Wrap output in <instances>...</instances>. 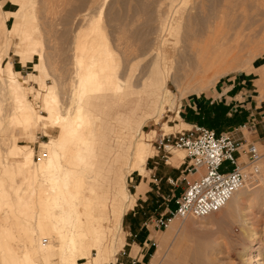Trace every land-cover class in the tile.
<instances>
[{"label": "bare ground", "instance_id": "bare-ground-1", "mask_svg": "<svg viewBox=\"0 0 264 264\" xmlns=\"http://www.w3.org/2000/svg\"><path fill=\"white\" fill-rule=\"evenodd\" d=\"M171 2L175 3L174 0ZM11 3L17 8L16 13L9 8ZM198 5L193 6L192 9L202 8L200 11L205 9L204 2ZM187 12L182 13L174 27L169 23L164 30L180 35L183 49L178 50L176 59L184 63L194 60L193 58L198 61L197 63L195 60L192 61L193 65L198 63L200 65L197 67L194 65L196 68L194 67L193 70L191 66L188 68L185 64L182 69L187 72L191 68L195 73L194 76L201 79V86L196 84V87L191 88L194 91L197 88L198 92H201L208 90L215 80L211 78L207 80L211 76H208L209 72L212 73L213 78H219L233 70L232 65L236 55L232 51H227L228 49L219 42L218 24L214 16L204 13L206 16L203 20H199L197 14L192 15L190 10ZM14 15L20 16L22 21L13 19L12 26L9 28L6 26V20ZM0 17V32L15 34L19 38L20 43L14 48L13 54L19 56L21 61L32 59L35 55L39 56V62L34 65V68L41 72L44 78L48 77L50 74L45 63V55L40 49L43 40L37 35L35 0H0ZM99 21H101L100 16L95 21L90 20L88 37L83 36L85 32L76 35L72 51L73 69H71L76 75L70 84L72 87L74 82L73 88L68 87L71 89V94L70 96L69 93L67 94L70 99L67 97L69 103L66 102L65 107H62L64 99L60 98L59 88L57 86L49 88L39 77V88L44 92L45 113L39 112L27 97L26 86L20 82V74L14 68L13 62L11 59L5 60V57L9 55L8 48L4 47L5 52L2 50L4 53H0V76L5 74L1 78L4 87L0 84L5 88L4 91L0 90V264H108L115 258L119 246L124 241L122 220L128 208H132L135 203V197L128 190L127 185L139 180L140 176L146 173V163L153 153V146L150 139L146 140L147 136L143 127L132 130L117 123L114 125L127 134L124 137H122L123 134L115 137L119 147L116 150L117 154L111 159L113 149L102 139V127L107 120L92 111L88 103L92 95L101 93H113L120 101L131 97H152V94H155L152 98L154 110L145 116L143 126L150 119L160 121L167 109L170 110L174 104L171 90L167 87L172 71L170 66L160 67L161 55L158 51V55L152 62L155 68L152 70L153 75H142L144 77L140 79L139 85L134 84V81L131 83L127 73L129 66L124 72L125 62L122 64L120 58H123L118 57L119 54H116L114 45L109 44V37L102 31ZM0 37L3 39V35ZM159 38H161L160 43L165 41L163 35ZM1 43L3 45L4 42ZM252 47L250 45V48ZM187 63L191 65V62ZM180 71L177 70V73L180 74ZM185 82L188 83V81ZM194 82L191 84L195 85L196 82ZM181 85L183 86L182 83ZM136 87H140L142 91L139 89L136 91ZM179 92H181L180 98L187 94V91ZM5 94L10 96L12 101L7 120L3 117ZM181 114V110L176 109V118H180ZM39 124L45 127H57L58 132L56 135L49 134L48 140L41 141L36 152L32 145L36 140L33 129ZM182 124L188 126L183 122ZM7 126L12 128L11 134L15 141L20 138L16 130L22 128V131L26 132L24 144L17 145L16 153L19 159L14 161H10L2 150L3 143L7 139L4 136ZM172 127L164 123L166 132ZM129 138L132 141L129 142ZM35 154L38 156L37 160ZM110 161L117 164L122 175L121 183L104 194V201L108 199L113 201L111 214L107 215L102 213L103 205L97 201L98 191L88 180L93 177L97 165ZM125 169H127L126 173ZM12 174L20 178H11ZM242 191H244L243 188L235 192L230 200L217 211L232 210L234 204L238 209L242 201L240 199ZM227 214L230 219L239 222L240 227L237 229H240V234L247 235L252 226L234 213L230 214L228 211ZM260 244L259 236L246 241L239 252V258L241 260L252 258L256 264H264V258L259 253ZM163 256H165V249L159 247L152 258V264L157 263Z\"/></svg>", "mask_w": 264, "mask_h": 264}, {"label": "rangeland", "instance_id": "rangeland-1", "mask_svg": "<svg viewBox=\"0 0 264 264\" xmlns=\"http://www.w3.org/2000/svg\"><path fill=\"white\" fill-rule=\"evenodd\" d=\"M169 1L35 0L38 22L37 35L43 40L40 49L44 52L45 63L48 66L49 73H51L48 77H43L45 80L42 77L32 76L25 80L26 83L21 79L20 82L26 86L27 97L39 112L45 113L44 92L39 88L40 80L46 82L49 88L55 86L59 88L60 98L64 99L62 107H65L70 99L67 94L69 93L70 96L74 82L71 85L72 87H70V84L74 81L72 79L76 75L71 70L73 69L72 51L76 35L85 32L86 34L83 33V36L88 37L90 20L95 21L98 16L101 17L99 22H101L102 31L109 37V44L114 45L113 48L116 54H119L118 57L123 58H120L122 64L125 62L123 64L124 72L129 66L127 73L131 83L134 81V84L139 85L140 79L144 77L142 75H153L152 70H155V68L152 62L159 51V55L162 57L159 58L160 67H171L172 75L167 81V87L171 90L174 104L170 110L167 109L160 121L150 119L144 123L143 130L147 136L146 140L150 139L153 153L147 160L146 173L140 176L141 179L132 181L127 185L128 190L135 197V203L132 208H128L122 220V235L125 238V243L119 246L115 258L108 264H152V258L159 247L165 249V256L161 257L155 264H256L252 258L241 260L239 252L246 241L259 236L261 239L259 253L264 258V178L260 185L243 188L244 191L240 193V199L243 203L240 201V206L237 204L238 209L234 204L233 208L231 207L232 210L222 209V211L214 212L207 217L189 218L181 221L177 217L174 218L171 211H175L177 200L186 188L187 183L197 179L200 172L195 173L189 166L186 150L177 147L165 148L164 144H167L166 137L168 135L173 137L174 134L193 126L188 124L190 123L189 111L192 110L188 104L194 106L193 103H197L198 107L200 103L205 101L206 104L202 106L208 105L206 107L213 109L214 113L207 112L202 123L203 126L212 127L217 133L230 132L247 139H260L262 144H259V147L264 152V131L262 130V124L264 123V0H174V4L173 1ZM202 1L205 5H203L204 8L209 9L208 11L205 9H203L205 12L200 11L202 8L192 9L198 3L199 5L203 4ZM11 4H9V8L16 13L17 8ZM189 10L192 15L197 14L199 20H203L207 13L214 16L218 24L219 42L228 49L227 51H232L236 55L233 62L235 66L232 65L233 70L219 78H213L212 73L209 72L208 76H211L207 80H215L208 90L201 92H198L197 88L196 91L191 89L196 87V84L201 86V79L194 76V71L192 72L193 68L199 65L198 63L194 66L192 61L195 60L196 63L198 61L193 58L194 60L187 61L191 62V65H188L190 63H184L176 59V55L179 53L178 50L183 49L180 35L164 30L165 27L169 26V23L174 27L182 13L186 14ZM18 17L20 16H11L10 19L6 20V26L11 28L13 19L22 21L21 17ZM160 33L165 38V41L161 43ZM0 34V36L3 35V39L0 37V42H4L3 45L0 44V47L2 46L0 53L8 48L7 53L9 55L5 57V60L11 59L16 64L20 63V57L13 54L14 48L18 45L19 38L17 35L8 32L6 34L0 32ZM145 42L146 45L150 43L147 45L148 48ZM250 45L251 47L254 45L253 49L250 48ZM149 49L151 50L149 51ZM139 54L140 56H138ZM172 55H174L173 58ZM172 63L173 65H171ZM184 64L188 68L191 66L192 70L190 68L189 71L185 72L182 69ZM179 65H182L181 68ZM177 70L178 72L181 70L180 74L177 73ZM32 71L33 68L30 63L27 65L22 64L19 71L20 77ZM36 74L40 75V72H36ZM1 76L0 84H3L4 87L1 78L5 74ZM187 78L190 79L187 80ZM189 80H191L190 83ZM193 82L195 85L191 84ZM185 83L187 84L185 85ZM3 87L0 90L4 91L5 88ZM68 87L71 89H68ZM182 87L184 88L182 89ZM137 89L142 91L140 87H136L135 90L138 91ZM184 89L186 90L184 91ZM181 90L183 92L187 91L183 98H180L181 92L179 91ZM190 90L192 91L190 92ZM222 94L226 95L224 96L226 98L223 97L222 99L230 101L231 105H226L220 100ZM5 96L3 117L6 119L12 108V101L10 96L7 95V98ZM154 97L155 94H152V98ZM211 100L213 102L209 103ZM176 109L181 110L180 118H176ZM186 111H188V114ZM228 119H233V121ZM182 122L188 126L183 125ZM164 123L173 126L172 129L166 132ZM113 124L117 125L116 123ZM56 128L39 124L33 129L36 135V141L34 142L36 152L39 149L40 141L48 140L49 134H57L58 128ZM111 129L114 130V132L109 133V141L113 148L111 159H113L119 147L115 137L122 134V137H124L127 133L117 127ZM22 130V128H19L16 132H19L20 138L25 140L26 132ZM106 130L107 132L110 131L109 129ZM11 133L12 128L10 129L7 126L4 131L5 139H7L3 143L2 150L10 161H14L19 159V155L16 153L19 138L15 141ZM163 137L166 138L164 143L162 142ZM128 141L130 142L132 139L129 138ZM171 158L176 160L172 161ZM35 159L37 160L38 156H35ZM261 166L264 172V158ZM184 167H186V170L181 172ZM126 171L127 169L124 172L126 173ZM17 177V175H11V178ZM141 181L145 183V189L138 194ZM22 186L24 185L22 184ZM97 201L103 205L102 213L110 215L113 201L111 199L106 201L97 199ZM228 211L239 218H244L245 223L252 226L247 235L242 236L240 234V229H237L240 227L239 222L230 219L227 214ZM160 217L172 218L167 227L156 225V221ZM109 223L112 224L111 216ZM141 229L147 231V239L140 240L138 231ZM93 255L95 256V252H93Z\"/></svg>", "mask_w": 264, "mask_h": 264}, {"label": "built area", "instance_id": "built-area-1", "mask_svg": "<svg viewBox=\"0 0 264 264\" xmlns=\"http://www.w3.org/2000/svg\"><path fill=\"white\" fill-rule=\"evenodd\" d=\"M166 138H162L163 143L165 139L167 142L165 148H184L189 166L195 173L200 172L197 179L187 183L178 198L175 211H171L174 218L185 221L208 216L222 208L235 192L260 185L264 178L260 139H247L230 132L217 133L200 125ZM170 220L160 217L156 225L166 227Z\"/></svg>", "mask_w": 264, "mask_h": 264}, {"label": "crops", "instance_id": "crops-1", "mask_svg": "<svg viewBox=\"0 0 264 264\" xmlns=\"http://www.w3.org/2000/svg\"><path fill=\"white\" fill-rule=\"evenodd\" d=\"M19 43L20 42L18 40V44ZM19 59H20V63L16 64L13 62L14 68L18 72L20 71L22 64L27 65L28 63H30L31 67L33 68L32 72H29L27 75L20 77V79L23 82L26 83L25 80H27L28 78H31L32 76L43 78L42 73L40 72V75L36 74V72H39V71L35 70L34 68V65L39 62L38 60L39 56L35 55L33 56L32 59H29L26 61H21V58ZM224 96L226 95L222 94L220 100L223 101V103L226 105H231L230 101H224V99L226 98ZM223 97L224 99H222ZM214 99L216 100V97ZM213 100H211L209 103L213 102ZM193 104L194 106H192L191 104H188L192 108V110L189 111V117H190L189 122L190 123L188 124H190L191 126L192 125L203 126L202 123L204 122V118L207 112H209L210 114H213L214 110L209 107H206L208 105L202 106L203 104H206L205 101L200 103L198 107H197V103H193ZM88 106L92 111L98 113L105 120H107L104 122L103 127H102V132H103L102 139L105 141V143L111 146V143L109 141L110 140L109 133L114 132V130H112L111 128L116 127L112 123H116V124L118 123L123 126H127L128 128L132 130H137L140 127H143V121H144L145 116L149 113H152L154 110V101L152 97H131L124 101H120L113 93H101V94L92 95L89 100ZM231 110L233 109L231 108ZM186 113L188 114V111H186ZM228 120L233 121V119H228ZM108 121H111L112 123ZM208 128L213 129L212 127H208ZM106 129H109L110 131L107 132ZM34 142L32 143L33 147H34ZM18 143L23 145L24 140L19 138ZM40 143L41 141L39 142V146H40ZM35 156L37 155L35 154ZM171 160L175 161L176 159L173 160L171 158ZM177 168H179V166H177ZM185 170H186V167L182 168L181 172H184ZM121 175H122V172L121 170L117 168V164L110 161L105 164L97 165L95 167V173L93 177L89 179L88 182L93 187H95V189L98 191V194H99L98 199L100 201H104V194L106 193V191L111 190L114 186L121 183ZM144 189H145V183L141 181L138 194L140 192H143ZM147 234H148L147 231H144V229H141L140 231H138V235L141 238L140 240L147 239ZM124 243H125V238H124L123 245Z\"/></svg>", "mask_w": 264, "mask_h": 264}]
</instances>
